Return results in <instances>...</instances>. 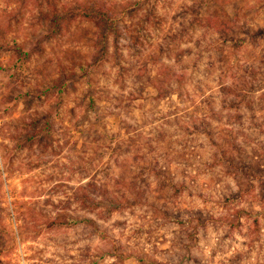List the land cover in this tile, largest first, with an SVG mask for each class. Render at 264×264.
<instances>
[{"label":"rangeland","instance_id":"rangeland-1","mask_svg":"<svg viewBox=\"0 0 264 264\" xmlns=\"http://www.w3.org/2000/svg\"><path fill=\"white\" fill-rule=\"evenodd\" d=\"M0 264H264V0H0Z\"/></svg>","mask_w":264,"mask_h":264}]
</instances>
